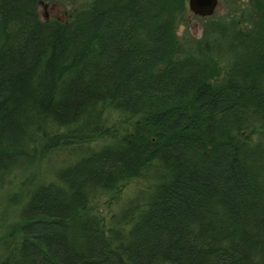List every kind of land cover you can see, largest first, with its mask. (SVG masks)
Returning a JSON list of instances; mask_svg holds the SVG:
<instances>
[{"label": "trees", "instance_id": "obj_1", "mask_svg": "<svg viewBox=\"0 0 264 264\" xmlns=\"http://www.w3.org/2000/svg\"><path fill=\"white\" fill-rule=\"evenodd\" d=\"M42 1L0 0V186L81 155L30 190L0 264H264V0L186 39L188 0H85L67 21ZM139 178L116 224L91 207Z\"/></svg>", "mask_w": 264, "mask_h": 264}, {"label": "rangeland", "instance_id": "obj_2", "mask_svg": "<svg viewBox=\"0 0 264 264\" xmlns=\"http://www.w3.org/2000/svg\"><path fill=\"white\" fill-rule=\"evenodd\" d=\"M85 0H43L39 5L42 19L57 18L67 21L74 8L80 7ZM189 5V0H188ZM233 8L226 0H219L214 13L215 19L231 21ZM188 21L179 26L178 32L183 39L188 37L201 38L204 34L205 25L208 24L206 17H200L189 9ZM213 16V15H212ZM114 115V114H113ZM102 142L87 144L83 148H99ZM81 155V152L69 153L68 150H58L46 156L33 172H16L0 186V243L7 234L8 226L18 220L19 210L28 197L30 190L36 183L49 181L59 168L65 167ZM148 179H135L122 187V192L117 199L111 195H95L92 197L91 207L108 223L116 224L121 220V213L130 205L135 204L140 198L143 199L148 191Z\"/></svg>", "mask_w": 264, "mask_h": 264}, {"label": "water", "instance_id": "obj_3", "mask_svg": "<svg viewBox=\"0 0 264 264\" xmlns=\"http://www.w3.org/2000/svg\"><path fill=\"white\" fill-rule=\"evenodd\" d=\"M219 0H189V9L200 17H210L214 15Z\"/></svg>", "mask_w": 264, "mask_h": 264}]
</instances>
